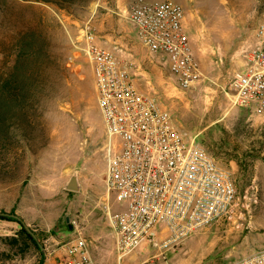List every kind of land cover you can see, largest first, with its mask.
Instances as JSON below:
<instances>
[{"label": "rangeland", "instance_id": "obj_1", "mask_svg": "<svg viewBox=\"0 0 264 264\" xmlns=\"http://www.w3.org/2000/svg\"><path fill=\"white\" fill-rule=\"evenodd\" d=\"M131 1L0 0V79L12 71L23 39L37 38L47 49L38 59L43 72L35 122L17 130L22 138L15 152L18 163L0 176V211L14 210L40 236L43 248L26 241L18 222L0 219V264H51L81 235L94 264H231L264 250V117L234 106L230 88L235 71H244L255 28L264 21V0H176L185 8L201 80L190 89L179 88L162 57L135 78L144 80V92L171 113L186 137L230 173L249 212L243 226L214 224L175 251L140 247L119 258L105 207L115 212L120 204L106 190V122L81 35L91 19L100 44L133 54L129 41L142 43L122 6ZM77 170L81 190L66 191Z\"/></svg>", "mask_w": 264, "mask_h": 264}, {"label": "built area", "instance_id": "obj_2", "mask_svg": "<svg viewBox=\"0 0 264 264\" xmlns=\"http://www.w3.org/2000/svg\"><path fill=\"white\" fill-rule=\"evenodd\" d=\"M127 18L142 45L162 57L181 89L194 87L203 72L176 0H132ZM91 19L81 40L96 81L99 109L106 122L107 194L120 208L108 211L119 258L140 247L175 251L195 232L217 223L243 226L249 204L229 172L195 139L176 126L171 113L135 82L133 62L100 44ZM243 72L230 81L234 106L264 117V21L254 30ZM75 224L78 223L75 221ZM52 264H94L87 240L69 242ZM231 264H264V250Z\"/></svg>", "mask_w": 264, "mask_h": 264}, {"label": "trees", "instance_id": "obj_3", "mask_svg": "<svg viewBox=\"0 0 264 264\" xmlns=\"http://www.w3.org/2000/svg\"><path fill=\"white\" fill-rule=\"evenodd\" d=\"M51 4L64 5L69 0H31ZM47 49L37 38L23 39L16 63L6 76L0 79V176L7 175L6 168L18 163L17 147L22 138L17 130L25 124L35 122L37 112L35 98L38 76L43 72V66L38 62L40 54ZM10 213L16 214L14 210ZM2 220L18 222L21 226L20 234L27 242L34 244L41 250L40 236L35 238L21 223L20 220L0 216ZM55 232L52 231V234ZM17 241V237L10 239Z\"/></svg>", "mask_w": 264, "mask_h": 264}, {"label": "crops", "instance_id": "obj_4", "mask_svg": "<svg viewBox=\"0 0 264 264\" xmlns=\"http://www.w3.org/2000/svg\"><path fill=\"white\" fill-rule=\"evenodd\" d=\"M125 5H122V6L124 8H126L127 4H125ZM107 47H110L111 49H113L121 58L133 62V74L135 76H137L138 74L146 73L147 72V69H146L147 67L150 68V69L151 68L153 69L154 66L152 65V61L154 62L153 59L159 57V56L151 55L150 52L146 51V48L143 47V45L137 43L134 39H133V42L129 41L128 46H127V49L130 50L131 52H133V54L132 53H130V54H124L123 53L122 54L121 53L123 51L122 48H120L118 46L115 47V46H113L111 44H108ZM144 66L146 68H144ZM135 81H137V83L138 82L140 83V84H137V85H138V87L140 86L141 90L144 91V89H145V86L143 84L144 80L135 78Z\"/></svg>", "mask_w": 264, "mask_h": 264}, {"label": "water", "instance_id": "obj_5", "mask_svg": "<svg viewBox=\"0 0 264 264\" xmlns=\"http://www.w3.org/2000/svg\"><path fill=\"white\" fill-rule=\"evenodd\" d=\"M64 189L69 192H79L81 190V182L79 178V171H74L71 177L66 182ZM0 216L5 217H12L21 221L24 224L25 228L35 237L37 238L36 234L31 230V228L25 223V221L18 216L17 214H13L10 212L0 211ZM42 247V246H41ZM43 248V247H42Z\"/></svg>", "mask_w": 264, "mask_h": 264}]
</instances>
